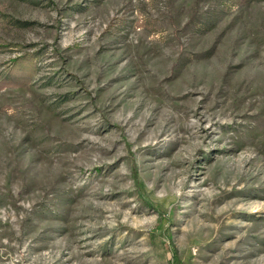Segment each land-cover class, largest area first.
Listing matches in <instances>:
<instances>
[{
  "label": "rangeland",
  "instance_id": "1",
  "mask_svg": "<svg viewBox=\"0 0 264 264\" xmlns=\"http://www.w3.org/2000/svg\"><path fill=\"white\" fill-rule=\"evenodd\" d=\"M0 264H264V0H0Z\"/></svg>",
  "mask_w": 264,
  "mask_h": 264
}]
</instances>
